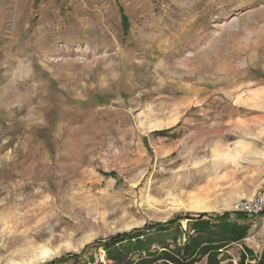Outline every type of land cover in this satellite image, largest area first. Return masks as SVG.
Wrapping results in <instances>:
<instances>
[{
  "label": "rangeland",
  "instance_id": "rangeland-1",
  "mask_svg": "<svg viewBox=\"0 0 264 264\" xmlns=\"http://www.w3.org/2000/svg\"><path fill=\"white\" fill-rule=\"evenodd\" d=\"M259 197L264 0H0V264Z\"/></svg>",
  "mask_w": 264,
  "mask_h": 264
},
{
  "label": "trees",
  "instance_id": "trees-1",
  "mask_svg": "<svg viewBox=\"0 0 264 264\" xmlns=\"http://www.w3.org/2000/svg\"><path fill=\"white\" fill-rule=\"evenodd\" d=\"M245 218L248 217L236 212L186 214L97 240L80 253H70L49 264H104L92 253L100 249L105 252L106 264H197L205 257L207 264H221L220 251L243 238L247 228L237 222ZM182 221L187 222V231H183ZM182 237L186 241L179 246ZM246 252L252 254L249 249ZM244 261L242 254L240 264ZM258 264H264V256Z\"/></svg>",
  "mask_w": 264,
  "mask_h": 264
},
{
  "label": "built area",
  "instance_id": "built-area-1",
  "mask_svg": "<svg viewBox=\"0 0 264 264\" xmlns=\"http://www.w3.org/2000/svg\"><path fill=\"white\" fill-rule=\"evenodd\" d=\"M237 212L253 219L261 216L264 213V198L259 197L255 201L243 202L238 206Z\"/></svg>",
  "mask_w": 264,
  "mask_h": 264
}]
</instances>
